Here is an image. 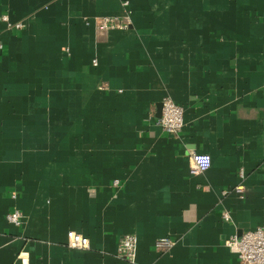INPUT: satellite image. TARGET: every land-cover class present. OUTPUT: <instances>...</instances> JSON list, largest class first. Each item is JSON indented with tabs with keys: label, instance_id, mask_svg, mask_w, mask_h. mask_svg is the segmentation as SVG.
Instances as JSON below:
<instances>
[{
	"label": "crops",
	"instance_id": "obj_1",
	"mask_svg": "<svg viewBox=\"0 0 264 264\" xmlns=\"http://www.w3.org/2000/svg\"><path fill=\"white\" fill-rule=\"evenodd\" d=\"M0 41V264H240L225 240L264 224V0H0Z\"/></svg>",
	"mask_w": 264,
	"mask_h": 264
},
{
	"label": "built area",
	"instance_id": "obj_2",
	"mask_svg": "<svg viewBox=\"0 0 264 264\" xmlns=\"http://www.w3.org/2000/svg\"><path fill=\"white\" fill-rule=\"evenodd\" d=\"M3 19L6 20V17L3 16ZM94 24L100 30L122 29L127 26L128 17L99 16L95 18ZM13 26H19V23ZM1 48L2 43L0 41ZM92 62L95 64V59ZM157 123L164 131L169 133L179 132L184 125L183 107L171 98L164 97L161 100L160 117ZM188 154L190 160L188 171L190 174L203 173L210 167L211 157L208 153L190 151ZM234 191L241 195L243 188L241 185H236ZM222 216L225 220L229 219L227 211H223ZM6 219L8 222L18 226L22 223V214L18 209L13 208L7 212ZM174 242V239L170 237H160L156 240V246L167 248ZM225 244L236 253L240 264H264V224L244 231L238 236H231L225 240ZM66 245L75 248H87L89 247V239L82 233L69 229L66 231ZM135 249L136 237L134 235L126 234L120 239L118 253L130 262L134 260Z\"/></svg>",
	"mask_w": 264,
	"mask_h": 264
}]
</instances>
